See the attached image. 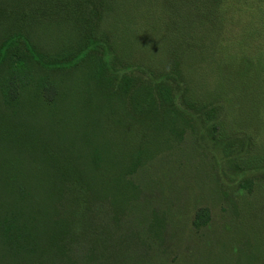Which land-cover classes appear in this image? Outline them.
I'll return each mask as SVG.
<instances>
[{"label": "rangeland", "instance_id": "obj_1", "mask_svg": "<svg viewBox=\"0 0 264 264\" xmlns=\"http://www.w3.org/2000/svg\"><path fill=\"white\" fill-rule=\"evenodd\" d=\"M108 2L104 22L100 0H0V52L55 84L9 104L0 62V199L15 182L48 208L37 181L55 180L73 213L70 181L90 182L100 264H264V0Z\"/></svg>", "mask_w": 264, "mask_h": 264}, {"label": "trees", "instance_id": "obj_2", "mask_svg": "<svg viewBox=\"0 0 264 264\" xmlns=\"http://www.w3.org/2000/svg\"><path fill=\"white\" fill-rule=\"evenodd\" d=\"M113 1V0H112ZM118 2V0H114ZM102 14L100 19L111 20L115 15L112 13L114 7L109 4L108 0H100ZM49 21L43 20L37 27H46ZM67 25V19L60 21L58 27ZM104 33V31H102ZM63 44H72L70 38L67 40V34H63ZM63 46V47H65ZM29 52L31 57L43 66L48 65L43 61L44 55L37 52V49L32 45ZM82 54V53H80ZM20 52H0V62L4 59H11L10 78L6 86L3 88L5 98L9 104H16L19 99L18 84L30 85L29 83L37 82L45 89L46 97L50 103L55 100L52 95L55 84L52 81L34 79V73L30 69V80L26 71L28 70L26 58ZM104 70H107V61L102 58ZM13 66V67H12ZM109 69V68H108ZM104 75H107L104 73ZM103 79V77H102ZM114 77L108 78V82H113ZM20 81V82H19ZM131 80L124 76L119 87L124 96L129 93L131 88ZM106 85L103 80V86ZM139 93H135L136 95ZM50 95V96H49ZM131 102H135L136 96L129 98ZM94 167L100 168V163L94 161ZM55 180L41 179L37 183L40 186V195H35L34 199L40 200L42 196V204H48V208H39V204H34V208L23 202L33 199V196L26 193L23 187H19L15 182L7 186L10 190H17V197L12 198L9 202H3L0 199V261L3 264H100V258L104 257L103 245L100 243V238L103 234H109L104 229V233L100 234V225L90 224L85 219L88 215L94 214L103 215L101 208H93V198L98 197L99 191L94 189L91 183H78L70 181L71 186L67 191H71L72 195L69 201L72 205L83 206L87 208H75L74 212H60L58 208H53L54 199V183ZM3 182L0 180V186ZM60 190L62 186L58 184ZM86 186V190H84ZM47 189L43 192V190ZM91 192V199L86 196ZM98 193V194H97ZM62 193H58L61 195ZM55 200V199H54ZM61 202V199L58 200ZM14 206V208H13ZM206 212V211H204ZM207 213V212H206ZM206 213H199L201 216H206ZM196 224H199V222ZM98 227V228H97ZM97 228V229H95ZM90 235L92 241L85 242L84 238ZM109 237V236H108ZM102 248V249H101ZM103 255V256H102Z\"/></svg>", "mask_w": 264, "mask_h": 264}]
</instances>
